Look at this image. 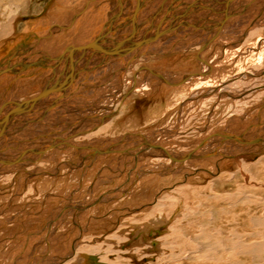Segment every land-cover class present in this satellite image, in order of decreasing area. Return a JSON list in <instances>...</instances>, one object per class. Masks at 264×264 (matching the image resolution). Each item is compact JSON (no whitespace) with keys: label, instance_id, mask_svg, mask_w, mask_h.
Here are the masks:
<instances>
[{"label":"rangeland","instance_id":"374dc122","mask_svg":"<svg viewBox=\"0 0 264 264\" xmlns=\"http://www.w3.org/2000/svg\"><path fill=\"white\" fill-rule=\"evenodd\" d=\"M47 1L28 0L27 11L18 14L15 6L1 2L0 67L5 53L8 58L21 55L24 49L13 43L19 37H28L42 50L54 52L64 45L75 49L94 41L102 20L93 17L102 12L107 1ZM252 2L250 18L259 13L264 17V7L260 8L264 0ZM4 4L8 10L3 17ZM61 5L66 8L61 10ZM47 6L57 14L54 27L59 28L41 32L47 22L42 14ZM89 8L95 14L94 21L88 18L87 23L82 15ZM75 11L77 19L70 14ZM38 19L44 23L39 24L38 34L29 37L25 33ZM251 31L261 33L252 32L249 42L243 39L239 48L215 45L205 52L204 63L218 72L216 79L176 89L175 94L172 88L136 92L115 122V117L107 118L106 122L112 119L113 124L104 132L120 140L134 132L135 148L140 143L139 134L152 135V140L178 151L193 148L205 137L211 141L207 148L215 147L212 139L221 131L237 135L246 130L256 139L264 136V28ZM31 55V62L20 69L22 76L14 67L0 77V97L17 93L21 99H32L45 90L44 85L48 87L49 80L42 77L49 76L51 65L37 52ZM142 61L140 64L162 72L198 67L196 51L191 48ZM70 75L75 76L74 71ZM133 76L140 74L136 71ZM56 79L59 84L61 77ZM155 81L151 79L150 86L157 85ZM137 83L139 88L145 87ZM4 86H11V91ZM256 142L250 145L253 154L248 157L218 161L219 157L210 156L202 163L174 166V176L165 167L172 165L170 160L146 152L143 157L109 154L81 164L75 154L62 151L54 161L45 163L50 174L12 175L3 171L0 264H264V141Z\"/></svg>","mask_w":264,"mask_h":264},{"label":"bare ground","instance_id":"6f19581e","mask_svg":"<svg viewBox=\"0 0 264 264\" xmlns=\"http://www.w3.org/2000/svg\"><path fill=\"white\" fill-rule=\"evenodd\" d=\"M2 1L4 0H0V4ZM5 1L8 7L11 4L15 6L14 10L17 14L23 12L22 10L27 11L28 0ZM105 1H107L106 7L93 17V19L101 17L102 21L101 30L91 44H82L75 49L64 45L54 52L50 48L42 50L41 46L32 43V40H29L27 36L24 39L19 37V40L17 38L13 43L16 47L24 49L21 55L8 58V54L5 53V56L2 57L5 61L0 67V77L6 76L14 67L18 69L19 74L17 75L22 76L20 69L23 67L25 69V66L31 62L33 52L43 56L46 62L51 65V72L49 76L42 77L49 80L48 87L45 88L44 85L45 90L37 93L32 99H21L16 95L17 93L11 97L4 96V94L0 97V173L6 171L7 173L11 172L12 175L24 173V175L30 176L50 174L51 169L46 164L54 161L58 153L62 151L75 154L81 164L109 156V154H116V156L131 154L139 156L141 154L143 157L146 152V155L170 160L172 165H165L169 168L170 174L171 171L174 173L179 164L202 163L210 160V156L219 157L218 161L230 158L235 161L253 154L250 145L255 141H257L256 143L264 141V136L257 139L251 138L250 133H246V130L237 135L227 131L214 132L215 138L212 141H215V147L207 148L211 141H209V137H205L196 141L193 148L185 151L175 150V147L173 149L165 147L152 140V135L147 137L143 134H139L137 141L140 142V145L136 142L138 145L135 148L133 145L134 132L127 133L125 138L122 137V140L117 139L120 138L117 135L110 137L111 135L104 132L112 123L113 117H115V122V119L121 116L123 105H126L127 99L136 92L155 88L164 90L172 88L171 91L175 94L176 89H187L195 87L196 83H205L208 80L216 79L219 76L218 72H213L204 63L205 52L220 45L224 48L227 45V49L230 47L239 48L243 39L246 38L244 42H249L247 40L252 37L253 31L249 32V30L264 28L263 14L252 15L253 17L250 18L252 0ZM216 1L217 5H215ZM51 2L52 0H49L48 4ZM64 2L74 3L73 0H57V3ZM85 2L86 0L84 4ZM7 5L2 7V11L5 12L3 17L8 10ZM59 7L61 10L66 8L62 5ZM263 7L260 4V8ZM44 9L45 12L42 14L47 22L45 28L40 31L45 29L48 32L55 31L59 28L54 27L57 23L53 18L57 14L53 13V9L50 10L49 6ZM199 9L207 11L206 15H198L201 13ZM77 12L70 14L77 19ZM91 12L92 8H89L84 13L85 15H82V12L83 18L87 19L86 22L88 18L92 22V16L95 13ZM41 19H38L31 27L32 29L25 34L29 37L35 33L38 34L41 26L39 24L44 23V20L40 21ZM257 21L258 23H255ZM72 30L70 29L68 32ZM169 31L173 33L170 35ZM261 32L254 31L253 33ZM245 33L246 35H244ZM242 34L243 38L237 37ZM56 41L52 42L53 46ZM62 41L60 40V42ZM190 48L196 51L198 59V67L193 71L172 72L167 70L162 72L148 64H140L144 59L149 61L167 52L187 51ZM18 54L20 53L18 52ZM90 60L93 62V68ZM90 68L92 69L90 70ZM70 71H74L75 76L70 75ZM136 71L140 74L138 78L133 76ZM60 77L61 82L57 84L56 78ZM151 79L157 82L155 83L157 85L153 84L154 87L149 84ZM138 81L145 87L139 88ZM5 88L11 91V86ZM212 90L215 89L212 88ZM110 116H112L110 123L106 122ZM260 116H257V119L261 120ZM260 120L257 123H261ZM100 134L103 136H98ZM82 136L89 137V139H82ZM66 164H71L69 167L72 166L70 162Z\"/></svg>","mask_w":264,"mask_h":264}]
</instances>
